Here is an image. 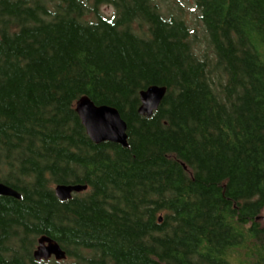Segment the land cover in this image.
Here are the masks:
<instances>
[{
  "label": "trees",
  "instance_id": "16d2710c",
  "mask_svg": "<svg viewBox=\"0 0 264 264\" xmlns=\"http://www.w3.org/2000/svg\"><path fill=\"white\" fill-rule=\"evenodd\" d=\"M163 1L0 0V182L21 194L0 196V264H264V0H192L204 42ZM82 97L127 148L91 141ZM43 235L66 261L34 259Z\"/></svg>",
  "mask_w": 264,
  "mask_h": 264
},
{
  "label": "water",
  "instance_id": "95a60500",
  "mask_svg": "<svg viewBox=\"0 0 264 264\" xmlns=\"http://www.w3.org/2000/svg\"><path fill=\"white\" fill-rule=\"evenodd\" d=\"M167 95V88L151 86L140 93L141 106L139 114L148 118L159 109ZM76 112L87 132L88 137L95 145L112 143L124 148L128 147L127 123L122 119L119 111L110 106H97L89 97H82L76 105ZM88 189L82 185H57L54 189L60 201L72 199L74 194H79ZM0 196L21 199V194L12 187L0 182ZM37 262L50 261L63 262L68 259L67 252L60 244L47 235L38 240V247L34 252Z\"/></svg>",
  "mask_w": 264,
  "mask_h": 264
},
{
  "label": "rangeland",
  "instance_id": "374dc122",
  "mask_svg": "<svg viewBox=\"0 0 264 264\" xmlns=\"http://www.w3.org/2000/svg\"><path fill=\"white\" fill-rule=\"evenodd\" d=\"M162 5L163 7L167 6L174 12L184 15L192 26L196 27L198 36L203 39V42L205 41L204 33L198 19L199 12L196 10V6L192 0H164ZM102 11L109 15L113 13V9L109 6L103 7Z\"/></svg>",
  "mask_w": 264,
  "mask_h": 264
}]
</instances>
